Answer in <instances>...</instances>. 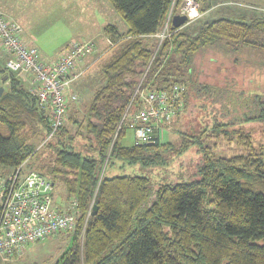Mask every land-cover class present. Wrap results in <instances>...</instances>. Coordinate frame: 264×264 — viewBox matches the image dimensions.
Instances as JSON below:
<instances>
[{
	"label": "trees",
	"instance_id": "trees-1",
	"mask_svg": "<svg viewBox=\"0 0 264 264\" xmlns=\"http://www.w3.org/2000/svg\"><path fill=\"white\" fill-rule=\"evenodd\" d=\"M106 1L127 32L121 34L113 25L105 28L110 49L100 63L104 85L84 106L83 118L76 102L70 104L65 124L53 137L49 114L0 59V78L8 76L9 82L0 98V175L9 168L23 169L42 147L50 150L49 159L40 156L30 171L55 187L60 184L66 201L75 200L78 211L75 229L54 235L72 237L56 264H264V151L255 148L251 135L235 128L243 122H264V85L255 83L250 98L227 108V113L238 112L237 117L224 114L228 120L216 121L197 137L185 135L177 149L166 135L180 120V111L164 128L163 139L156 130L149 143H123L141 107L138 90L180 86L186 102L188 86L197 85L198 91L216 96L214 82L195 81L201 73L198 57L213 53L216 62L237 56V64L249 63V77L243 81L253 83L252 72L264 80V13L205 22L194 34L188 25L173 27L169 19L180 14L184 0ZM197 2L202 17L211 0ZM167 22L168 36L160 40L156 35ZM262 87V92L257 90ZM204 136L235 141L249 154L217 156L213 147L203 145ZM195 143L201 153L196 180L153 190L146 177L101 176L104 164L117 161L167 166L168 154L186 153ZM38 144L43 145L38 149Z\"/></svg>",
	"mask_w": 264,
	"mask_h": 264
},
{
	"label": "rangeland",
	"instance_id": "rangeland-1",
	"mask_svg": "<svg viewBox=\"0 0 264 264\" xmlns=\"http://www.w3.org/2000/svg\"><path fill=\"white\" fill-rule=\"evenodd\" d=\"M243 1L246 2L244 3L241 0H211V8L201 18L196 21L189 20L186 25H188L189 31L196 34L205 22L220 18L238 20L242 16L250 17L254 14L261 15L264 13L262 11L264 0ZM0 5V9L5 8L7 11L25 18L27 25V33L25 34L33 36L35 47L40 49L41 59L46 64L57 63L65 48L73 42L93 43L94 52L77 67L76 72L79 77L73 83L70 91L78 98L76 106L81 112L80 118H83L84 106L92 101L96 90L103 86L105 82L100 64L104 53L110 49V40L105 34V28L108 25H113L117 27L121 34L127 32V26L121 16L106 0H0ZM252 7L261 10L254 13ZM1 13L4 14L2 11ZM4 17L9 21L18 23L6 15ZM167 29L169 31V25ZM7 58V52L0 40V59L5 64ZM213 58H215L213 53L198 57L196 66L201 73L196 75L195 81L200 84L204 80L206 83L214 82L217 85L215 88L218 92H216V96H211L209 95L211 92L206 94L203 90L198 91L197 85L188 86V97L186 102L183 100V106L180 110L182 112L181 118L166 135V140L171 141L176 149L182 144L185 135L197 137L202 131L212 127L216 121L228 120V118H224V114L232 116L234 112L231 110L234 106L239 105L241 101L245 102V98H250L252 91H255V83L259 82V85H264V80L260 78L262 75H256L253 72L252 75L255 77L253 83L243 81V78L249 77L247 68L249 63L240 60V63L237 64L235 60L237 56L218 59L216 62H213ZM19 78L23 80L27 89H29L28 77L22 76ZM0 86H4L6 92L9 88V82L4 83L0 78ZM226 87H228L227 91H223V88ZM221 89L222 92H220ZM262 89L263 87L257 90L262 92ZM262 94L264 95V91ZM230 101L232 104L229 103ZM228 107L231 110L227 113ZM240 113H243V111ZM237 114L239 113L236 112L233 116L237 117ZM235 128L251 135L255 148L264 151V122H243ZM203 141L205 142H203L204 146L213 147L214 154L217 156L231 158L249 154L246 149L239 147L235 141L224 143L218 142L214 138L206 139L205 136ZM37 142L39 143V141ZM123 143L124 145H133L134 135L132 131L128 130L127 138ZM215 143L216 146H214ZM42 145H39L38 149ZM198 147V143H195L189 147L186 153L177 156L173 153L168 154L169 164L163 167L131 165L121 161L107 167L104 164L101 176L108 178L116 176L146 177L150 180L153 190H157L158 187L163 185L190 182L199 178L198 168L201 153L198 151ZM50 155V150L42 147L38 155L23 166V173L35 172L30 170L35 168L39 157L49 159ZM6 170L3 176L13 173L10 168ZM54 193V201L58 208L66 207L71 203V201H66L65 190L60 184H56ZM70 236L71 234L62 233L46 241L29 244L25 247L23 253L7 260L1 259L0 264H56L71 246L72 237L70 238Z\"/></svg>",
	"mask_w": 264,
	"mask_h": 264
},
{
	"label": "built area",
	"instance_id": "built-area-1",
	"mask_svg": "<svg viewBox=\"0 0 264 264\" xmlns=\"http://www.w3.org/2000/svg\"><path fill=\"white\" fill-rule=\"evenodd\" d=\"M180 15L187 22L201 17L197 0H184ZM172 14L170 20H172ZM165 30L158 39L168 36ZM24 29L9 21L0 11V40L7 52V69L17 77L29 79V90L38 106L50 116L53 137L65 124L70 104L77 102L71 87L78 80L77 67L94 52L93 43L73 42L57 63L46 64L37 47L24 39ZM183 88L172 90H138L141 107L128 129L133 132L136 145L149 143L158 130L164 128L181 110ZM71 93V94H70ZM18 168L7 176L0 175V259L7 260L23 253L28 244L45 241L62 231L76 227L77 202L58 208L54 201V184L38 172L23 173Z\"/></svg>",
	"mask_w": 264,
	"mask_h": 264
},
{
	"label": "crops",
	"instance_id": "crops-1",
	"mask_svg": "<svg viewBox=\"0 0 264 264\" xmlns=\"http://www.w3.org/2000/svg\"><path fill=\"white\" fill-rule=\"evenodd\" d=\"M242 2H246V1H243V0H241ZM261 2V1H260ZM259 2V3H260ZM1 6V5H0ZM2 12H4V16L6 15V16H8L9 18H11V19H13V20H15V21H17L22 27H23V29H24V36H23V39L24 40H27L26 42L27 43H29V44H32L33 46H36L35 45V40L33 39V36H28L27 34H25V33H27V31H26V29H27V25H26V20H25V18L24 17H21V16H19V14H14L13 12H9V11H7L5 8H1L0 9ZM37 49H39L38 47H37ZM66 49L67 48H65V50H64V53H65V51H66ZM39 51V53H40V49L38 50ZM63 53V54H64ZM40 58H41V55H40ZM42 60V59H41Z\"/></svg>",
	"mask_w": 264,
	"mask_h": 264
},
{
	"label": "water",
	"instance_id": "water-1",
	"mask_svg": "<svg viewBox=\"0 0 264 264\" xmlns=\"http://www.w3.org/2000/svg\"><path fill=\"white\" fill-rule=\"evenodd\" d=\"M187 23V17L184 15H180V14H174L172 17V25L175 28H182L184 25H186ZM8 80V76H5L2 79V82H6ZM5 93V87L4 86H0V98L4 95ZM95 212V209L93 211V214Z\"/></svg>",
	"mask_w": 264,
	"mask_h": 264
}]
</instances>
